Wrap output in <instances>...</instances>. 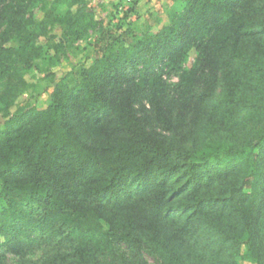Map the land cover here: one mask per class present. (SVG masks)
Listing matches in <instances>:
<instances>
[{
  "label": "trees",
  "instance_id": "obj_1",
  "mask_svg": "<svg viewBox=\"0 0 264 264\" xmlns=\"http://www.w3.org/2000/svg\"><path fill=\"white\" fill-rule=\"evenodd\" d=\"M182 1L157 33L7 121L0 260L264 264V0ZM25 48L0 39L7 93L30 66Z\"/></svg>",
  "mask_w": 264,
  "mask_h": 264
},
{
  "label": "rangeland",
  "instance_id": "obj_2",
  "mask_svg": "<svg viewBox=\"0 0 264 264\" xmlns=\"http://www.w3.org/2000/svg\"><path fill=\"white\" fill-rule=\"evenodd\" d=\"M183 5L182 0H0V39L8 48L27 47L24 59L30 60L10 92L5 88L7 79L0 80V131L14 114L46 109L60 82L70 87L81 82L83 69L111 47L128 46L147 32L157 33ZM17 57L15 53L12 59ZM196 58L193 49L183 69L192 68ZM178 72L165 76L172 87L179 81ZM43 253L36 248L29 256L37 260ZM4 255L0 264L20 263L13 251ZM148 260L157 264L153 257Z\"/></svg>",
  "mask_w": 264,
  "mask_h": 264
}]
</instances>
